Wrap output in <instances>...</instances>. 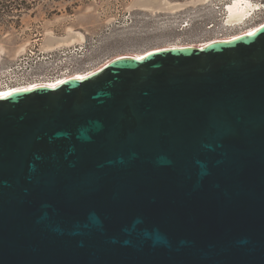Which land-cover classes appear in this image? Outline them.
<instances>
[{
	"label": "water",
	"instance_id": "1",
	"mask_svg": "<svg viewBox=\"0 0 264 264\" xmlns=\"http://www.w3.org/2000/svg\"><path fill=\"white\" fill-rule=\"evenodd\" d=\"M0 264H264V23L0 95Z\"/></svg>",
	"mask_w": 264,
	"mask_h": 264
},
{
	"label": "rangeland",
	"instance_id": "2",
	"mask_svg": "<svg viewBox=\"0 0 264 264\" xmlns=\"http://www.w3.org/2000/svg\"><path fill=\"white\" fill-rule=\"evenodd\" d=\"M233 1L44 0L20 17L0 15V67L29 76L65 65L89 73L120 56L200 45L264 23V0H249L247 20L230 24Z\"/></svg>",
	"mask_w": 264,
	"mask_h": 264
},
{
	"label": "built area",
	"instance_id": "3",
	"mask_svg": "<svg viewBox=\"0 0 264 264\" xmlns=\"http://www.w3.org/2000/svg\"><path fill=\"white\" fill-rule=\"evenodd\" d=\"M68 71H70V67L65 65L64 69L55 68L44 75H42L43 73H37L34 76H29L23 73L19 74L14 66L0 67V92L9 89L14 90L17 88L32 87L35 85H51L62 77L66 78L71 75H77V73H69ZM28 77H31V80Z\"/></svg>",
	"mask_w": 264,
	"mask_h": 264
},
{
	"label": "bare ground",
	"instance_id": "4",
	"mask_svg": "<svg viewBox=\"0 0 264 264\" xmlns=\"http://www.w3.org/2000/svg\"><path fill=\"white\" fill-rule=\"evenodd\" d=\"M251 9H252V4H251V2L249 0H234L232 3H230L228 5V17H229L228 21H229V23L230 24L244 23L247 20V18L250 16ZM260 25L261 24H258L255 27L250 28L247 32L255 31ZM247 32H245V33H247ZM240 34L233 35L232 37H235V36L240 35ZM206 43H208V42H206ZM206 43H203V44H200V45H205ZM100 68H98V69H100ZM92 72H94V71H92ZM92 72H89V73H77V75H74V76L71 75V76H68L66 78L62 77L61 79L57 80L56 82H54V84H51V85L57 86V85L61 84L63 81H65L68 78H71V77H84L86 75H89ZM44 85H49V84H44ZM37 86H40V85H35V86H32V87H26V88H35ZM26 88H17V89H14V90L9 89V90H6V91H1L0 95L7 96V95H9L12 92H15V91H18V90H22V89H26Z\"/></svg>",
	"mask_w": 264,
	"mask_h": 264
},
{
	"label": "trees",
	"instance_id": "5",
	"mask_svg": "<svg viewBox=\"0 0 264 264\" xmlns=\"http://www.w3.org/2000/svg\"><path fill=\"white\" fill-rule=\"evenodd\" d=\"M44 0H0V15H18L32 11Z\"/></svg>",
	"mask_w": 264,
	"mask_h": 264
}]
</instances>
